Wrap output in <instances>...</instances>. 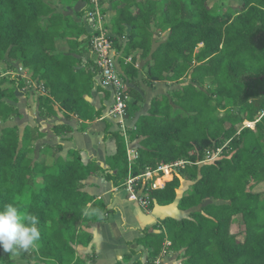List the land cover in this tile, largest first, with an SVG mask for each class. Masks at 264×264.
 Segmentation results:
<instances>
[{
    "label": "trees",
    "instance_id": "1",
    "mask_svg": "<svg viewBox=\"0 0 264 264\" xmlns=\"http://www.w3.org/2000/svg\"><path fill=\"white\" fill-rule=\"evenodd\" d=\"M209 1L101 0L103 16L108 5L115 11V49L126 58L137 50L142 58L152 55L151 82L165 80L171 72L173 80L190 77L174 94L181 112L171 113L169 99L156 102L150 116L128 130L131 140L143 139L138 158L130 160L125 135L117 132V153L105 169L96 161L85 162L77 150L70 152L71 160L59 157L53 166L33 165L30 129L22 136L17 126H1L21 117L15 92L32 89L31 80L46 90L40 97L42 117L57 116V104L67 117L75 115L84 122L99 115L84 91L88 83L92 88L94 73L80 70L90 61L92 40L99 35L89 32L86 23L95 10L93 0H0V209L11 203L22 214L37 216L41 234L29 252L12 256L0 248V264H18L17 257L25 264H87L76 247L90 244L92 235L81 234L78 225L106 221L109 209L85 192L86 183L101 171L121 188L131 176L180 160L186 161L184 167L160 176L163 189L146 187L150 207L173 205L187 180L193 185L179 209L203 208L188 219L167 218L147 232L141 241H149L152 261L168 240L170 251L183 252L185 264H264V192L253 191L264 183V0H243L242 10L229 14L213 11ZM79 3L85 7L76 14L77 21L69 11ZM165 33L167 40L154 51L159 42L155 36ZM59 41L68 44L67 54L59 52ZM19 64L31 73L30 84L16 72ZM124 69L125 76H138L134 64ZM131 92V109L137 111L142 97ZM245 121L256 122L255 129L239 130ZM58 129L71 132L66 125ZM219 149L215 160L205 161ZM238 216L244 242L231 233Z\"/></svg>",
    "mask_w": 264,
    "mask_h": 264
},
{
    "label": "crops",
    "instance_id": "2",
    "mask_svg": "<svg viewBox=\"0 0 264 264\" xmlns=\"http://www.w3.org/2000/svg\"><path fill=\"white\" fill-rule=\"evenodd\" d=\"M51 1L58 4L59 0ZM84 7V3H79L75 7V10L69 11V14L74 15L75 19L80 21L76 14L82 11ZM108 8L109 12L107 14L109 15L106 17L107 19H105L104 26L106 33L110 37H113L112 20L115 16V11L113 10L112 5H108ZM84 20L86 21V17H84ZM86 23H88L89 32L92 34L98 33L92 28L89 21H86ZM85 38L87 37L85 36ZM155 40H159V42L154 43V51L157 46L167 40V33L162 34L160 37L156 35ZM125 42L126 41H123L124 45ZM57 48L59 52H64L65 54L69 52V46L66 42H57ZM117 52L119 55L117 61L118 72L129 82L131 91L133 90L137 92V94L142 97L141 102H138L137 104V111L131 109V104H134L132 99V103L129 106V116L127 118V129L125 133L128 155L130 160L134 161L138 158V150L141 147L143 139L137 138L131 140V135L129 136L128 130L134 128L143 117L150 116L156 102L164 103L166 99H169V103L173 107L171 113L176 114L181 112L180 107L175 105L176 102L174 103V94L176 93L175 91H181L184 86L190 83V77H185L181 81L173 80L171 72L165 74V80L151 82L148 79V71L153 62L152 55L145 59L141 57L142 51L137 50L132 52L128 57L133 58V63H129L126 61L127 58L124 53L118 50ZM76 57L80 58V56ZM90 61L85 60L82 63L80 70L85 69L89 72L93 71L94 73V83L92 84V88L89 89L90 83L84 86V91L86 92L85 98L92 104L95 111L99 114L96 119L91 122H84L75 115L67 117L58 104L56 105L57 116L51 118L42 117L40 97L41 94H43L42 92H46L45 88L40 86L36 81H32L30 79V76H32L31 73H24L22 71V65L17 69L19 70V73L28 80V83L29 79L33 82L31 83L32 89L29 90L23 88L16 90V107H18L21 117L14 119L9 123L1 124V126L2 128L17 126L20 129L22 136L26 129H30L34 136L30 147L32 152L29 155L33 165L39 163L53 166L59 157L71 160L73 158L69 155L70 152L77 150L82 153L85 162L96 161L101 168L106 169L108 168L107 163L109 162V159L117 153L118 146L116 133L121 132L117 121L110 117L102 119L107 115L114 102L113 91L104 88L101 84L102 78L96 63L97 56L94 53V50L90 55ZM130 64H134V68L138 70V76L135 79H131L124 74V67ZM132 111L134 113H132ZM248 122L249 121H245L244 123L249 124ZM62 125H66L70 128L71 132H67L66 129H58L57 133V130L55 129L62 127ZM254 125H256V122ZM245 127L247 126H244L243 128ZM252 129H255V126ZM58 147H61V150H59ZM135 153H137V157L132 159L131 154ZM205 161H207V159ZM179 162H184V166L186 165L185 160H180ZM161 175L162 173L157 180L142 182L144 194H148L145 191L148 186L152 187V190L163 189L165 187V183L160 178ZM159 181L162 182L160 185ZM155 183L157 188H153V184ZM192 185V182L184 180L178 191V198L173 205L163 207L156 204L153 209H151L150 204L147 207H144L130 200L126 186L116 188L113 182L105 179L103 172H97L95 177L86 183L84 190L93 196L95 200L103 201L109 209V214H105L107 219L104 222H81V224L78 225L79 228H82V234L89 233L92 235V241L90 244L86 246L78 245L76 247V249L78 248V257L87 261V264H156L158 260H161L164 264H185L186 258L182 256L183 252L176 253L170 251L171 243L168 240L165 241L161 254L154 261H152L150 255L152 249L149 248L148 250V248L144 246V248H138L141 251H137L138 249L133 251L130 243L141 241L146 237L147 232L153 231L155 226L161 224L167 218H173L176 220L188 219L192 213L201 211L203 208L202 205L189 211L179 209L178 205L180 200L188 193ZM139 190L143 192L142 188ZM209 202L212 203L211 201H208L206 204ZM89 206H91V204ZM235 224H238V226L240 225L241 235L237 236L232 229L231 233L237 236L238 241L244 242L246 239V233L243 227L242 216L235 217L232 228ZM148 242L149 241H147V243ZM164 250H166V254H164Z\"/></svg>",
    "mask_w": 264,
    "mask_h": 264
},
{
    "label": "built area",
    "instance_id": "3",
    "mask_svg": "<svg viewBox=\"0 0 264 264\" xmlns=\"http://www.w3.org/2000/svg\"><path fill=\"white\" fill-rule=\"evenodd\" d=\"M95 5V10L91 11L87 15L88 21L91 23L92 28L99 33L92 40V46L94 53L97 56V66L100 70V76L102 78L101 84L106 89H111L113 91L114 102L109 109V112L105 117H110L113 120L117 121L120 131L126 135L127 129V118L129 116V106L132 103L131 88L129 82L126 81L117 70V61L119 58L118 52L114 47V43L111 40V37L105 31V22H103V14L100 8L101 0H93ZM127 62L131 63L133 58H127ZM133 63V62H132ZM263 116V115H262ZM222 150L219 149L217 153L208 156L207 161L215 160ZM184 167V162H177L171 165H161L158 170L151 171L147 170L140 177H129L125 186L129 194V199L132 201H139L142 206L147 207L149 202V195L143 194L138 195L137 188L142 178L148 180H154V178L159 177L161 173L169 175L173 168ZM153 188H157L156 183L153 184ZM166 254V250H164ZM156 264H164L161 260H158Z\"/></svg>",
    "mask_w": 264,
    "mask_h": 264
},
{
    "label": "clouds",
    "instance_id": "4",
    "mask_svg": "<svg viewBox=\"0 0 264 264\" xmlns=\"http://www.w3.org/2000/svg\"><path fill=\"white\" fill-rule=\"evenodd\" d=\"M38 223L37 216L22 214L11 203L5 205L0 209V248L12 256L34 249L41 235Z\"/></svg>",
    "mask_w": 264,
    "mask_h": 264
},
{
    "label": "rangeland",
    "instance_id": "5",
    "mask_svg": "<svg viewBox=\"0 0 264 264\" xmlns=\"http://www.w3.org/2000/svg\"><path fill=\"white\" fill-rule=\"evenodd\" d=\"M243 5H244V1L243 0H238V1H223V0H210L209 2H208V6L211 8V9H213V11H218V12H222V13H224V14H229V13H233V12H235V10L237 11V10H242V8H243ZM109 14H107L106 16H104L103 17V19L105 18V19H107L106 17L108 16ZM105 19L103 20V22H105ZM166 39V38H165ZM200 47H202V45L200 46ZM16 66H18V64L16 65ZM21 67V65H19V67L18 68H20ZM16 72H18V74H20L19 73V70H17L16 69ZM24 73H26V72H24ZM206 82H207V85L208 86H210V85H212V79L211 78H208L207 80H206ZM212 88H215V87H212ZM225 113L224 112H220V116H223ZM11 124V123H10ZM9 125V124H8ZM244 126H247V127H250V128H253L254 126H256V125H254V126H250V125H248V124H245V123H243L241 126H237V128L239 129V130H241ZM137 157V153H135V154H131V158L132 159H134V158H136ZM158 179V177H156V178H154V180H157ZM254 192H256V193H258V192H264V183L263 184H261V185H259V186H256L255 187V189L253 190ZM143 194V192L142 191H138V195L140 196V195H142ZM133 202H136V203H138V204H140L141 205V203L139 202V201H133ZM142 206V205H141ZM239 219V218H238ZM239 224H240V222H239ZM79 228V227H78ZM91 230H92V228H91ZM232 230L236 233V235L237 236H240L241 235V232H240V225L238 226V224H235V226L232 228ZM89 231H90V229H89ZM80 232V231H79ZM84 233V232H83ZM80 234V233H79ZM81 234H82V232H81ZM84 241V240H83ZM130 246L133 248L132 250L133 251H135V250H137L138 248H144V246H146L147 247V243L145 242V241H135V242H131L130 243ZM148 248V250H149V247H147ZM77 250H78V248H77ZM137 251H141V250H137ZM16 260H17V263L18 264H25L24 263V261H22V260H18L19 258L17 257V258H15Z\"/></svg>",
    "mask_w": 264,
    "mask_h": 264
},
{
    "label": "bare ground",
    "instance_id": "6",
    "mask_svg": "<svg viewBox=\"0 0 264 264\" xmlns=\"http://www.w3.org/2000/svg\"><path fill=\"white\" fill-rule=\"evenodd\" d=\"M249 125H250V126H254V124H252V123H251V124H249ZM161 183H162V182H161V181H159V185H160Z\"/></svg>",
    "mask_w": 264,
    "mask_h": 264
}]
</instances>
